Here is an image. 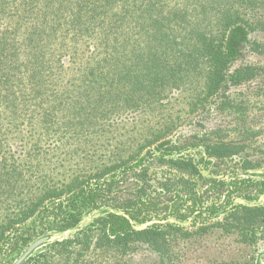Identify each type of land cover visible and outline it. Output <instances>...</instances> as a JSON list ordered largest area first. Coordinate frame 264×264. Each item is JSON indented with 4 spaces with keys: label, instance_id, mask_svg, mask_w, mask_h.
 <instances>
[{
    "label": "trees",
    "instance_id": "obj_1",
    "mask_svg": "<svg viewBox=\"0 0 264 264\" xmlns=\"http://www.w3.org/2000/svg\"><path fill=\"white\" fill-rule=\"evenodd\" d=\"M176 93L225 122L170 139ZM263 100L264 0H0V253L30 222L64 232L106 208L24 264H187L186 229L138 206L203 177L190 149L262 167L246 155L264 139V112L251 113ZM127 112L152 118L115 136L109 121ZM212 231L238 238L224 261L261 264L238 255L264 241V206L238 204Z\"/></svg>",
    "mask_w": 264,
    "mask_h": 264
},
{
    "label": "rangeland",
    "instance_id": "obj_2",
    "mask_svg": "<svg viewBox=\"0 0 264 264\" xmlns=\"http://www.w3.org/2000/svg\"><path fill=\"white\" fill-rule=\"evenodd\" d=\"M173 96L168 100L170 102L168 106L173 108L174 111L177 108L175 104H178L179 101L182 102V106L180 105L179 123L169 136L170 139L180 138L183 141L184 138L187 139L195 134L198 135L201 131L212 129L215 125L218 127L225 122L220 117L211 114L212 106L194 108V106H189L186 101H183L185 100L184 96H178L177 93ZM258 105H261V107ZM263 110L264 100L261 104H254L251 113H262L264 112ZM151 118L152 115L146 113L127 112L119 117L112 118L109 122L112 123L115 136L127 133V136H129L132 129L141 127ZM262 128L264 133V126ZM21 140L23 138H17L15 134L9 136L11 144L16 143L17 146H20L22 145L20 144ZM158 143L151 145L150 149H153ZM13 145L11 147H14ZM248 151L250 154L246 155V157L252 160L260 159L259 161L263 163L262 167L250 171H242L243 161L238 157L222 162L204 158L202 162V148L183 152L182 155L190 154L198 160V171L203 177L198 176L196 181L187 180L186 186L171 190V192H151L140 202L138 207L144 215H150L155 220H167L169 223L186 229L187 236L184 244L187 246L186 251L190 257L187 264L229 263L223 260L224 257L235 255L237 251H240L238 247L240 244L237 243L238 238L236 236L214 235L212 227L217 221H221L232 207L238 204L248 207L264 206V139L256 143ZM156 155H159V152H156ZM152 171L151 176L155 181L161 180L163 177L174 179V177H169L174 175V173L165 172L163 168H153ZM218 181H224L225 184H219ZM194 185H196V191L191 192ZM107 212L108 209L106 208L91 212L84 211L78 226L61 232L55 238V241L73 237L85 229L95 218L104 216ZM136 228L140 229L141 226L136 225ZM54 229H56L54 226L43 228L39 224V220L21 226L19 232L24 235L27 242L23 244L20 240L18 244L12 243L5 247L0 253V264H13L31 242ZM190 249H193V251L190 252ZM42 250L43 248L36 251L33 255ZM241 255L244 257L241 262L248 263L252 258L254 261H260L261 264H264V241H261L256 248L250 247L249 251H241L238 256ZM155 261L154 257L147 259L146 254L141 256L140 260L141 264H155Z\"/></svg>",
    "mask_w": 264,
    "mask_h": 264
},
{
    "label": "water",
    "instance_id": "obj_3",
    "mask_svg": "<svg viewBox=\"0 0 264 264\" xmlns=\"http://www.w3.org/2000/svg\"><path fill=\"white\" fill-rule=\"evenodd\" d=\"M60 233L61 231L54 229L38 237L29 244V246L21 253V255L14 261L13 264H24L36 251L53 243L56 240L55 238Z\"/></svg>",
    "mask_w": 264,
    "mask_h": 264
}]
</instances>
